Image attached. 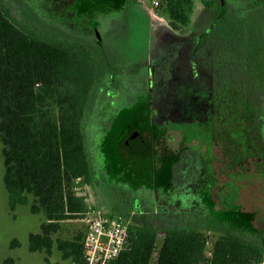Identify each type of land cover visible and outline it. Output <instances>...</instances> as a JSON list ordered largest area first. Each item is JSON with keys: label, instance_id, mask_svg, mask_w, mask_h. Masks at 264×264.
Returning a JSON list of instances; mask_svg holds the SVG:
<instances>
[{"label": "trees", "instance_id": "obj_1", "mask_svg": "<svg viewBox=\"0 0 264 264\" xmlns=\"http://www.w3.org/2000/svg\"><path fill=\"white\" fill-rule=\"evenodd\" d=\"M162 1L175 22L188 20L193 0ZM204 3L217 8L216 21L207 31L216 28L223 33L225 27L217 56L226 80L215 96V116L210 123L185 130L179 147L156 161L151 182L138 180V185L149 187L158 199L167 201L166 209H157L164 219H175L174 223L160 228L135 214L115 212L130 220L127 245L115 264L264 262V228L254 226L255 211L240 206L237 191L227 198L223 186L217 200L212 199L216 179L210 156L215 145L221 151L216 161L223 164L224 171L236 170L229 175L252 170L255 176H264V71L259 68L263 58L258 47L264 36L251 27L239 34L243 26L236 27L232 21L224 24L225 5L221 7L218 0ZM78 10L79 17L96 23L91 11ZM209 34H201L202 45L208 43ZM103 62L97 48L33 30L0 2V143L8 205L11 210L29 205L32 213L45 218L40 232L28 236L30 252L50 256L55 243L62 259L70 263H84L82 233L64 240L52 236L60 222L77 218L89 208L75 181L92 185L103 161L108 164L101 171L103 177L113 184L118 177L109 164L114 143L101 142L108 133L107 137L114 136L113 128L94 132L88 140L90 152L86 146L85 120L93 99L90 90L103 73ZM193 147L204 174L196 180L184 176L180 182L181 155L191 169L186 153ZM159 230L163 237L157 247ZM206 232L217 234L210 256L204 253ZM16 246L17 242H10L11 248ZM2 264H13V259L6 258Z\"/></svg>", "mask_w": 264, "mask_h": 264}, {"label": "flooded vegetation", "instance_id": "obj_2", "mask_svg": "<svg viewBox=\"0 0 264 264\" xmlns=\"http://www.w3.org/2000/svg\"><path fill=\"white\" fill-rule=\"evenodd\" d=\"M14 1L23 25L71 43L91 48L96 46L100 50L104 69L91 87L93 99L85 124L86 127H91L92 123L101 124L103 132L106 128L114 129V136L107 137L108 133L101 137V142L103 145H110V141L114 143L111 148L113 152H110L113 158L109 162L117 170L114 186L128 193L126 197L118 196V203L125 206L112 207L109 213L131 210L141 214L145 209L151 211L158 206L166 209L165 206L169 205L167 201L158 199L149 187L138 185V180L151 182L155 163L167 158L170 150L168 141L174 139V133L178 136V146L185 136V130L210 123L215 116V96L226 80V74L220 72L217 56L225 27L223 33L216 28L207 31L216 21V14L206 25L199 20L189 34L183 36L181 29L187 21L183 23L171 19L162 0H158V5L153 8L149 6L150 0ZM218 1L221 7L225 5L226 21L234 22L235 25H231L236 27L245 23V14L240 15L244 10H234L230 0ZM204 6L205 9L209 7L205 3ZM77 7L78 11L89 10L95 14L96 23L92 19L79 17ZM138 14L142 19L136 20L146 27L140 38L146 53L140 59L129 61L117 56L114 61L115 57H108L105 52L106 39L113 32L109 39L112 43L116 38L124 37V43L128 45L124 29L130 19ZM62 32L68 38L62 37ZM204 32L210 33V39L202 45L200 37ZM84 35H89L90 40H82ZM111 52L108 54L111 55ZM195 151L191 149L186 153L192 161L191 169L187 168L190 165L188 159L181 155L178 171L180 182L184 176L196 180L204 174ZM220 155V149L213 145L210 154L213 175L214 161ZM105 163H101L100 175L104 172Z\"/></svg>", "mask_w": 264, "mask_h": 264}, {"label": "rangeland", "instance_id": "obj_3", "mask_svg": "<svg viewBox=\"0 0 264 264\" xmlns=\"http://www.w3.org/2000/svg\"><path fill=\"white\" fill-rule=\"evenodd\" d=\"M204 1L206 0H193L192 9L189 12L187 23H184L181 29V32H183L182 34H184L183 36L188 35L190 32L189 30L192 29L194 25L198 24L199 20L202 21V25H206L216 14L217 8L208 7L210 8L209 12L208 8L205 9L203 3ZM260 1L264 2V0ZM0 2L7 4L10 10L18 18H20L17 4L14 0H0ZM230 3L234 10H244L249 12L243 13L244 11H242L240 13V15L245 14V23L241 25L244 27L243 29H238L239 34L246 33L247 29L251 27L255 28V30H259L258 32H260L261 37H263L264 33L262 30H264V6H262V3L260 4L258 0H230ZM239 12L236 14H239ZM136 19L140 20L142 18L139 14L138 16L136 15V18L132 20L130 19L129 23H127V28L124 29L126 40L129 42L128 45L124 43V37H118L112 43V40L109 39H111L113 32L109 34L110 38L106 39L108 41H106L105 44L107 47V49L105 48V52L108 57H115L114 61L117 56H119V58L123 57L129 61L131 59L134 60L135 58L140 59L146 53V47L140 43V38L144 32L143 30H145L146 27L145 25H142L141 21H139L141 22L140 24ZM229 20H231L230 15ZM227 23L228 21L224 22V24ZM107 33L108 32H106V34ZM61 35L62 37L68 38L64 32H62ZM82 40L89 41L90 36L84 35ZM260 40L261 43H259L260 45H258V47L262 52L263 59H261L259 63V68L264 71V41L262 42V39ZM130 41H132V43H130ZM111 50V55H109L108 53ZM97 51L100 53L99 48ZM102 128L101 124L96 123H92L91 127L87 126L88 133L86 132V146L88 152H90L89 150L91 148V145L88 142L90 135L94 134V131L101 132L103 130ZM173 136L174 139L168 141V147L170 149H177L178 136L175 133ZM1 149L2 144L0 143V264H2L3 260L6 258H12L13 264H70L68 260H60V258L55 257L53 253L50 256H47L42 252H30L28 250V235L30 233H39L40 226L45 221V218L41 213H32L29 209V205H18L14 210L9 208L8 193L3 184L4 165ZM193 149H195V147H193ZM216 160L213 165L216 186L213 187L212 199L217 200L219 192L222 191L220 186L224 187V191L227 190V193L225 192V196L227 198L231 193L237 191V201L240 206L245 210L255 211L256 213L254 226L259 229L264 228V181H262V179L264 180V176H262L261 179L260 177L255 176L252 170L248 172L238 170L237 173L239 172L241 174L240 176L232 175L236 170L233 172L229 170L224 171L223 164ZM111 169L115 168L112 167ZM230 173L232 174L229 175ZM114 184L110 183L105 177H102V174L100 175L97 173L92 185L85 184L83 180L80 179L75 182L76 189L82 190V193L80 194L86 197L85 202L89 208H98L107 213L112 207H117L119 205L121 207L125 206V204H119L118 201L119 197H126L128 194L126 191L123 192L122 189L119 190L118 188H115ZM147 198L148 195H146V199ZM126 213L129 215L135 214L138 218L142 219V221H152L154 225H157L160 228L176 221L175 219L166 220L162 218V216H164L162 212H159L158 209L154 207L151 211L150 209H145L141 214L131 212V210ZM78 218L79 216L77 218L66 219L60 222L59 230L52 236L53 240L56 238L62 240L72 239L80 232L82 233V223ZM206 235L207 240L204 253L206 256H210V250L213 242L217 238V234L213 232H206ZM162 237V230H159L156 240L157 247L160 245ZM12 241L17 242L16 247H10V242ZM52 248H56L55 243H53ZM149 264L154 263L151 261Z\"/></svg>", "mask_w": 264, "mask_h": 264}, {"label": "built area", "instance_id": "obj_4", "mask_svg": "<svg viewBox=\"0 0 264 264\" xmlns=\"http://www.w3.org/2000/svg\"><path fill=\"white\" fill-rule=\"evenodd\" d=\"M157 5L158 0L149 1L150 7ZM78 219L82 223L83 264H115L128 242L129 218L90 207Z\"/></svg>", "mask_w": 264, "mask_h": 264}, {"label": "crops", "instance_id": "obj_5", "mask_svg": "<svg viewBox=\"0 0 264 264\" xmlns=\"http://www.w3.org/2000/svg\"><path fill=\"white\" fill-rule=\"evenodd\" d=\"M29 236V235H28ZM56 247V246H55ZM54 250V251H53ZM52 253L54 254L55 257L60 258V260H63L61 257V253L55 248H52ZM45 256V255H44ZM45 258V257H44ZM59 260V259H58ZM65 261V260H63ZM62 261V262H63ZM43 264H48V263H43Z\"/></svg>", "mask_w": 264, "mask_h": 264}]
</instances>
